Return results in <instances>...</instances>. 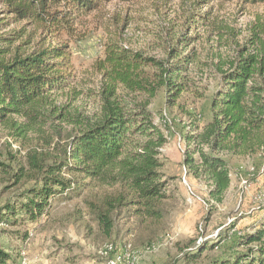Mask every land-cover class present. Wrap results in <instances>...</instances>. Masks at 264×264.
Listing matches in <instances>:
<instances>
[{"label":"trees","instance_id":"1","mask_svg":"<svg viewBox=\"0 0 264 264\" xmlns=\"http://www.w3.org/2000/svg\"><path fill=\"white\" fill-rule=\"evenodd\" d=\"M111 1L0 0V27L7 30L0 32V124L17 140L27 139L31 131H45L47 126L54 130L50 137L45 135L48 151L33 149L27 154L28 170L21 167L17 180L27 177L34 184L27 190L26 201L5 205L0 224L16 225L20 212L36 218L55 197L68 198L87 185L86 179L113 188L101 203L91 205L105 233L110 234L114 226L112 214L124 207H131L141 218L160 220L164 216L161 206L171 198V178L162 170L161 156L168 137L155 123L149 105L161 88L173 102L184 92L204 98L202 79L194 75L198 66L212 69L219 83L210 98L209 120L186 136L183 164L208 186L210 210L223 202L231 185L225 155L264 149V12L257 14L242 39L234 29L215 26L219 43L231 53L218 54L213 60L201 58L194 47L184 50L183 46L190 47L199 39L191 33L164 59L109 43L96 65L101 74L97 117L63 138L61 122L84 120L70 109L79 90L72 86L69 45L29 49L32 32L25 26L11 27L25 22L48 34L71 33L78 17ZM242 1L264 4V0ZM206 3L203 0L201 5ZM209 13H198L195 22L207 21ZM26 33L28 39L22 41ZM65 93L72 96L70 101L57 103L56 97ZM141 94L145 96L140 98ZM213 246L199 244L198 248L202 252ZM238 246L244 249L228 264H264V228L241 236ZM10 258L0 246V264H8Z\"/></svg>","mask_w":264,"mask_h":264},{"label":"rangeland","instance_id":"2","mask_svg":"<svg viewBox=\"0 0 264 264\" xmlns=\"http://www.w3.org/2000/svg\"><path fill=\"white\" fill-rule=\"evenodd\" d=\"M202 1L113 0L78 17L71 33L48 34L25 22L13 25L11 28L25 26L32 32L29 49L59 43L69 45L72 86L79 90L70 109L80 113L84 120L61 122L62 137L97 117L101 74L96 65L104 58L109 43L164 59L172 47L179 46L186 33H191L199 39L190 47L183 46L184 50L188 52L194 47L201 58L213 60L218 54L231 53L227 45L219 43L215 26L234 29L242 39L257 14L264 12L262 3L208 0L201 5ZM207 11H210L207 21L195 22L198 13ZM5 31L0 27V32ZM27 37L26 33L22 41ZM194 75L202 79L204 98L184 92L173 102L169 101L167 90L161 88L149 105L155 123L168 137L161 150L162 170L171 178L168 184L171 198L161 206L164 216L152 221L135 215L131 207H124L112 214L114 226L107 234L100 228L91 205L101 203L113 188L86 179L87 185L68 198L55 197L36 218L20 212L16 225L0 224V246L11 257L8 264H22L24 259L26 264H107L100 251L109 242L131 243L135 250L141 251L140 264H228L234 260L236 253L244 249L238 246L240 237L264 228V149L247 155H225L232 190L210 210L208 186L188 173L183 159L186 136L196 125L203 128L210 118V98L218 87L219 77L212 69L200 66L195 68ZM144 96L141 94L140 98ZM70 97L69 93L62 94L56 97V102L67 104ZM15 119L23 121L17 116ZM53 131L47 126L45 131H31L27 139L17 140L0 124L1 212H5L7 204L20 205L26 201L27 190L34 180L27 177L17 180V173L21 167L28 170L29 151H48L45 135L50 137ZM185 177L194 195H190L183 182ZM199 244L215 246L201 252ZM146 247L150 250L145 252Z\"/></svg>","mask_w":264,"mask_h":264},{"label":"built area","instance_id":"3","mask_svg":"<svg viewBox=\"0 0 264 264\" xmlns=\"http://www.w3.org/2000/svg\"><path fill=\"white\" fill-rule=\"evenodd\" d=\"M186 170V169H185ZM187 171H185L186 173ZM183 182L189 189L190 195H194L191 186L188 183L186 177L183 179ZM247 181H243V184H246ZM172 237L170 236V239ZM150 250V247H146L144 250ZM140 250H135L131 243L125 242L122 245L109 242L104 245L101 249L100 254L103 258L107 259V264H140ZM22 264H26L24 259Z\"/></svg>","mask_w":264,"mask_h":264},{"label":"crops","instance_id":"4","mask_svg":"<svg viewBox=\"0 0 264 264\" xmlns=\"http://www.w3.org/2000/svg\"><path fill=\"white\" fill-rule=\"evenodd\" d=\"M231 190H232V181H231V185H230V187H229V189L227 190L226 193L228 194ZM263 211H264V210H263ZM262 215H263V214H262ZM254 230H255V229H254ZM254 230H253V231H254ZM251 232H252V231H251Z\"/></svg>","mask_w":264,"mask_h":264}]
</instances>
